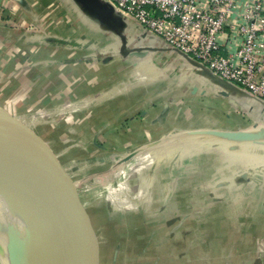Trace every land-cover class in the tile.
Returning a JSON list of instances; mask_svg holds the SVG:
<instances>
[{"label": "crops", "instance_id": "1", "mask_svg": "<svg viewBox=\"0 0 264 264\" xmlns=\"http://www.w3.org/2000/svg\"><path fill=\"white\" fill-rule=\"evenodd\" d=\"M56 1H61L63 6L66 4L65 7L73 11L72 23L67 19L56 22L65 26L64 33H58V36L56 32H52V35H48L49 38L36 33L31 39L25 38L17 43L20 28L16 23L26 19L32 24L44 22L48 19V9L57 6ZM0 6V75L1 70H9L18 77L19 92L25 91V86L41 83L38 87L40 91L42 87L50 88L48 96L54 99L59 96L67 98L70 93L71 96L79 95L82 85L93 84L101 79L102 75L98 70L109 61L111 51L115 47L119 49L117 33L125 36L128 47L134 45L153 49L151 44L158 40L144 33L145 37L138 41L134 39L135 32L125 26L117 28L115 32L82 8L76 0H0ZM42 8L47 10L43 12L46 16L43 19L37 16V10L40 13ZM43 27H47V23ZM31 42L39 47L31 48L32 44L28 48ZM90 42L91 45H88ZM92 42L103 43L96 47ZM161 48L167 49L163 46ZM23 51L28 53L26 58L21 55ZM175 54L197 72V77L193 79L192 74H189L191 79L187 80L192 82L189 83V91L193 94L196 92L191 97L192 102L185 99L186 97H180L179 106L176 104L175 107L172 103L174 109L161 114L160 106L154 108L145 97L139 99L136 108L132 100L129 105L132 112L123 116L129 111L121 110L118 114L120 121L114 124L119 135H128V139H107L116 149L119 147V150H131L127 159L134 158L131 165L136 164L137 170L147 168L145 174L139 178L145 183L146 190L138 188L134 191L131 195L133 205L130 207L133 214L131 220L139 222L145 241V250L139 255L141 262L250 264L264 253V138L261 143L255 144L210 141L194 136L182 138L178 134L187 130L178 132L172 126L177 123L176 118L182 117V121L189 119L186 121L188 126L200 121L198 129H244L223 127L236 125L237 112L249 113L256 124L257 116L259 118L261 115L264 122V109L257 115V102L244 95L237 84H233L237 92L230 93L236 95L232 98H235L237 104L234 101L235 104L231 105L227 97L217 94L218 88L200 75V69L178 53ZM12 88L13 84H10L1 91L0 85V95L1 92L12 94ZM41 99L45 100L43 94H31L29 104L35 101L39 104ZM182 100L185 102L183 106ZM235 105L238 110L231 114V107ZM125 116L131 118L121 127V123H124L122 118ZM226 120L227 124H216ZM128 126L130 128L125 130ZM166 127L169 128L168 134L171 133L175 138L172 139L168 134L163 135L167 132L164 131ZM137 136L142 137L138 139ZM140 139L142 140L139 141ZM184 146L190 148L187 153L179 156V153L173 151ZM164 149L169 157L151 154L152 150ZM191 231L195 237L188 239L186 235L190 236ZM170 238L175 243L182 240L183 250H177L174 246L173 249L166 250L165 244ZM130 257L131 259L126 257V261H139L138 256Z\"/></svg>", "mask_w": 264, "mask_h": 264}, {"label": "rangeland", "instance_id": "2", "mask_svg": "<svg viewBox=\"0 0 264 264\" xmlns=\"http://www.w3.org/2000/svg\"><path fill=\"white\" fill-rule=\"evenodd\" d=\"M55 5L57 6L48 9L46 13L48 19L44 22H33L35 25L26 19L16 23L20 28V39L18 38L16 42L24 41L25 38L31 39L36 33L44 34L48 38L52 32H56L57 35L64 33L65 26L56 22L67 19L72 23L73 11L65 7L66 4L63 6L61 1H56ZM37 11V16L43 19L45 16L43 12L47 10L42 8L40 13L39 9ZM46 23L47 27H43ZM92 43L100 47L103 42ZM29 44L28 48L33 42ZM88 45H91V42ZM162 46V43L155 40L151 44L153 47L150 49L151 52L149 49L142 50L140 56L118 54L115 47V50L111 51L112 56L109 57V61L98 70L102 75L101 79L99 78L98 82L94 80L93 84L82 85L81 90H78L79 95L71 96L72 93H68L69 96L64 99L60 96L55 99L48 96L50 88L42 87L40 91L38 87L41 83L25 86L23 87L25 91L19 92L18 77L9 70L4 72L1 70V91L10 84H13L11 90L14 91L12 94L1 92L0 112L24 129L44 151L50 169L47 184L55 195L76 246L74 264H143L139 255L145 250V241L139 222L131 220L133 214L130 207L133 205L131 195L134 191L138 188L146 190L145 183L139 178L145 174L147 168L137 170L136 164L131 165L134 158L127 159L131 150L123 148L119 150V147L116 149L107 139L110 137L128 139V135H119L114 124L120 121L118 114L121 110L129 111L123 116L132 112L131 106L129 107L132 100L136 108L139 99L145 97L154 108L160 106L161 114L173 110L176 104L179 106L180 97H186L185 99L192 102L191 97L196 92L193 94L189 91L192 82L187 80L197 77V72L169 49H162ZM34 47L39 46L34 43L31 48ZM21 55L26 58L28 53L23 51ZM189 74H192L191 78ZM224 81L232 86L236 84L232 81ZM198 87L203 88L201 85ZM243 92L246 95V92ZM34 93L43 94L45 100L41 99L42 102L39 104L37 101L29 104L31 94ZM234 96L230 94V97ZM235 102L237 104V101ZM184 103L182 100L181 106ZM237 110L236 105L232 106L230 113H236ZM235 115L237 116L235 120L239 124L236 123L234 126L229 124V127L223 128L242 127L253 132L262 130L261 125L264 126L261 116L257 117L256 124L249 113L237 112ZM126 116L122 118L124 123H121V127L131 118ZM187 120L189 119L182 121V117L176 118L177 123L172 127L178 132L200 127V121L188 126ZM226 122L228 120L216 124L223 125L227 124ZM129 128L130 126L125 130ZM168 130L169 128L166 127L164 131L167 132L163 135H167ZM137 137L139 139L142 136ZM171 137L175 138L173 135ZM142 139L146 140L145 137ZM188 149L190 148L184 146L173 151L180 156L187 153ZM167 153L165 149L151 151V154L157 157H169ZM63 189L67 191L64 192ZM0 199L2 200L1 196ZM186 237L191 239L195 234L192 232ZM0 243L10 253L11 240L1 228ZM182 244H184L182 240L175 243L170 238L165 247L166 250L173 249V246L180 250ZM133 255L138 256V262L126 261V257L131 259L130 256ZM21 260L22 264H27L25 258ZM250 264H264V253L261 258L255 259Z\"/></svg>", "mask_w": 264, "mask_h": 264}, {"label": "water", "instance_id": "3", "mask_svg": "<svg viewBox=\"0 0 264 264\" xmlns=\"http://www.w3.org/2000/svg\"><path fill=\"white\" fill-rule=\"evenodd\" d=\"M76 1L115 32L122 26L130 30L129 25L108 3L101 0ZM117 36L120 40L118 54L140 56L142 50L150 49L134 45L128 47L125 36L122 33H117ZM134 37L140 41L145 34L135 33ZM178 54L201 70L200 75L218 88L217 94L227 96L228 102L235 104V98L230 97L229 93L237 92V88L187 55ZM246 95L257 102L255 113L261 114L264 104L248 92ZM261 128L253 132L251 129H190L178 136L255 144L261 143L264 138V127ZM49 170L47 158L39 144L0 112V228L12 243L10 253L0 249L5 264H22L21 258H25L27 264H74L76 246L55 195L47 184Z\"/></svg>", "mask_w": 264, "mask_h": 264}, {"label": "built area", "instance_id": "4", "mask_svg": "<svg viewBox=\"0 0 264 264\" xmlns=\"http://www.w3.org/2000/svg\"><path fill=\"white\" fill-rule=\"evenodd\" d=\"M135 33L155 37L264 104V0H101Z\"/></svg>", "mask_w": 264, "mask_h": 264}, {"label": "bare ground", "instance_id": "5", "mask_svg": "<svg viewBox=\"0 0 264 264\" xmlns=\"http://www.w3.org/2000/svg\"><path fill=\"white\" fill-rule=\"evenodd\" d=\"M74 4V3H73ZM75 5V4H74ZM131 56V55H130ZM204 89V88H203ZM0 249L1 250H5L3 247H2V244L0 243ZM6 251V250H5ZM7 252V251H6ZM8 253V252H7ZM3 256L1 255L0 256V264H5V262L3 261V258H2Z\"/></svg>", "mask_w": 264, "mask_h": 264}]
</instances>
